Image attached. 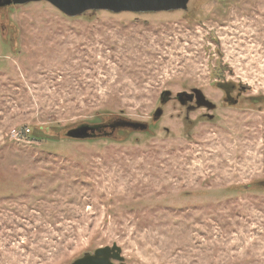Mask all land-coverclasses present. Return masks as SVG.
<instances>
[{
    "label": "rangeland",
    "instance_id": "obj_1",
    "mask_svg": "<svg viewBox=\"0 0 264 264\" xmlns=\"http://www.w3.org/2000/svg\"><path fill=\"white\" fill-rule=\"evenodd\" d=\"M113 118L148 128L65 136ZM85 257L264 264V0L0 7V264Z\"/></svg>",
    "mask_w": 264,
    "mask_h": 264
},
{
    "label": "water",
    "instance_id": "obj_2",
    "mask_svg": "<svg viewBox=\"0 0 264 264\" xmlns=\"http://www.w3.org/2000/svg\"><path fill=\"white\" fill-rule=\"evenodd\" d=\"M33 1H47L54 7L59 9L67 16H75L83 13L86 10H109L113 12H157L168 10L185 9L188 0H0V7L9 4H25ZM169 95L168 91L161 94V102L167 100ZM192 98V94L183 92L179 95V100L183 101ZM209 103V102H208ZM162 113L161 108H156L153 113L152 120H157ZM110 129L107 134L104 129ZM117 128H130L134 130L144 131L148 128L145 122L129 121L112 119L99 125L82 124L77 127L71 128L65 132V136L69 138L87 139L97 136L111 135ZM102 252L97 251V256ZM74 264H112L105 259L85 257L76 261Z\"/></svg>",
    "mask_w": 264,
    "mask_h": 264
},
{
    "label": "trees",
    "instance_id": "obj_3",
    "mask_svg": "<svg viewBox=\"0 0 264 264\" xmlns=\"http://www.w3.org/2000/svg\"><path fill=\"white\" fill-rule=\"evenodd\" d=\"M9 37L11 38V40H12V49L13 50H16L17 49V44H16V32L13 30L12 31V33L9 35ZM4 45H6V43L5 42H2ZM41 131H48V132H50V131H52L53 133L51 134V135H55V133L56 132H54V130H52V129H50L49 127H44V128H42V127H40L39 128ZM31 132V131H30ZM40 133H43V132H40ZM39 133V134H40ZM31 134V133H30ZM41 135H44L45 136V133H43V134H41ZM61 135V134H60ZM32 137V136H31ZM30 137V138H31ZM38 137V136H37ZM33 138V137H32ZM40 138H43V136H41Z\"/></svg>",
    "mask_w": 264,
    "mask_h": 264
},
{
    "label": "built area",
    "instance_id": "obj_4",
    "mask_svg": "<svg viewBox=\"0 0 264 264\" xmlns=\"http://www.w3.org/2000/svg\"><path fill=\"white\" fill-rule=\"evenodd\" d=\"M12 137L16 140H26L27 137L30 136V128L29 127H24L21 130H14L11 133Z\"/></svg>",
    "mask_w": 264,
    "mask_h": 264
},
{
    "label": "flooded vegetation",
    "instance_id": "obj_5",
    "mask_svg": "<svg viewBox=\"0 0 264 264\" xmlns=\"http://www.w3.org/2000/svg\"><path fill=\"white\" fill-rule=\"evenodd\" d=\"M233 88H235V86L234 85H231V88L229 89L230 91L231 90H233ZM113 119H115V118H113ZM117 119V118H116ZM105 130V129H104ZM117 130H115L114 132H116ZM114 132H112V134L111 135H113L114 134Z\"/></svg>",
    "mask_w": 264,
    "mask_h": 264
}]
</instances>
